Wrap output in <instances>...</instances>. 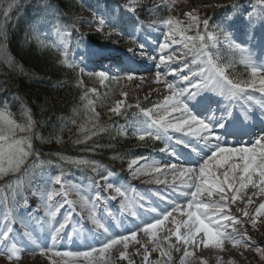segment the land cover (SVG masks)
Here are the masks:
<instances>
[{
	"label": "rangeland",
	"instance_id": "374dc122",
	"mask_svg": "<svg viewBox=\"0 0 264 264\" xmlns=\"http://www.w3.org/2000/svg\"><path fill=\"white\" fill-rule=\"evenodd\" d=\"M68 1L71 0H67V2ZM55 2L57 1L55 0ZM55 2L54 0H0V62L4 61L10 63L11 60L10 51L5 44L6 35L10 26L16 29L19 18L27 12V10L42 12L41 17L35 19V22L27 29L28 36H23V41H31L30 38L32 36H30L29 33L34 31L35 28L38 38L43 39L41 43L52 41L54 45H58V47L69 56L68 62L70 64L80 66L81 69H79V71H74L73 76L78 86H82V89L86 91V106L94 112L97 111L100 113L103 111L101 108H103L108 116H115L134 101L139 102L141 98L146 101L157 102V104L152 106L150 111L142 113L140 121L133 123L142 133H144L143 131L149 130V132H159L161 134L159 127L151 122L152 119L164 124H168L170 121L175 122V124L170 126L174 131L180 132L191 128L189 123L190 119H188V117L189 115H194L195 112L193 111L194 109H189L186 104L190 102L195 104L193 98L197 97V93H202L204 88H215L213 93H222L225 87L217 88L218 80L216 79H221L223 77L226 65L218 68L219 66H215L214 61L210 60L208 56L204 54L203 63L205 60V67L201 70L203 65L199 67V64L193 59H182V67L180 71L174 75L178 80L177 83L184 84L181 86L180 91H178L174 85H170L171 87L165 85L167 80L166 83L163 81L156 82L155 80H151L149 77L150 74L138 75L135 73L126 74L124 76L113 75L112 77H116L117 79H110L109 76L111 75L103 70L97 71L99 72L97 74L92 73V70L84 66V64L87 63L85 56L90 55V50L84 48L89 44L86 34L97 33L99 35L100 33L109 36L107 30L103 27H107L112 20L118 19L117 13L121 5H123V8L126 10L130 7L134 8L138 3H150L155 6L164 5L166 16L169 20L163 22V27L167 25L170 27V30L168 35L162 38L157 62H163L165 60V57L162 56L164 52L165 55L168 56V59H166L169 60L174 48H177L181 54L188 52L189 49L192 48H196L197 50L200 49L199 54L202 56L201 51L203 52V50H201V41L205 37L210 40V43L217 51L220 48V44L226 41L228 44L237 46L243 56H246V54L249 55L248 51L252 49L257 51V56L264 53V16L261 17L262 26L258 27L261 35L255 42L249 40L252 31L245 37L246 30H242L241 33L244 34L242 36H240L237 30H233L236 22L234 16L235 6L240 3L237 0H87L90 4L89 8L87 3L78 6L77 3L71 1L70 3H72V5H64L61 9L58 8V10L54 8L56 5ZM23 3L24 7L21 6ZM218 7H221L224 12L223 27L228 32H232L228 33L223 39L219 36H214L213 32L209 31L207 28L212 13ZM237 9V11H241L243 14L245 7L241 6ZM112 11H115V13ZM37 12L34 13L36 15L32 16L36 17ZM245 17L239 19H245V23L243 24L245 29H249L247 27H249L254 20L258 19V16L254 13ZM241 23L242 21H239V24ZM41 43L37 41L36 45L38 44L40 48H44V45ZM90 46L92 47L93 45ZM247 64L251 65L250 63ZM200 72L201 76L199 75ZM186 73L195 74V76L183 77ZM213 73L215 77L209 81L208 78H210ZM234 74L240 76L237 72ZM151 75L155 77H164L163 74L160 76L157 72ZM197 75L199 77H197ZM262 76H264V74H262ZM178 77H180V79ZM196 77L202 79V81L195 82ZM263 78L264 77L260 76L257 77L256 84L258 82L259 85L264 87ZM160 82H163V87L161 86L156 89L151 88L153 85H157ZM181 90L187 91V94H183ZM189 91L195 92V94L190 96ZM234 96L235 93L231 92V97L226 102V106L231 103L230 111H234L233 105L236 103L233 102V100L235 101ZM16 97L18 100L12 98L10 102L6 101L3 103L0 100V174L5 175L11 173L10 177L0 175L1 219L4 205L8 206L6 199L9 195H11L12 198H20L21 200H24L28 196L34 200L36 199L35 201L42 200L44 203L46 202L44 198H46V200L49 198L50 204L48 203V206L50 208L52 205L55 206L59 203H70L69 198L71 195L73 197L72 188L76 183H80L82 188L88 186V184H82V179L73 171V169L78 168V166L87 164L85 158L82 159L73 154H62L58 152L59 155L62 154L61 163L65 170L66 168L72 170L65 171V173H63L62 176L59 175V177L53 173L47 162H37V157L40 156V152L35 145L37 137H40V134L37 132L39 125L33 116L32 109H30V106L26 103L21 93ZM108 98H112L113 102L111 105L105 103V100ZM12 100H16L15 103H20L21 101L22 109L16 111ZM247 100L250 102L251 110H255L256 106L264 105V102L258 100L252 102L249 97ZM243 101L246 100H241L242 103H240L239 106L243 104ZM138 102L137 104H139ZM221 107H223V105H221ZM173 109H175V111H172ZM211 115L214 116L215 112L211 113ZM202 117L206 118L207 116ZM58 120L62 121L63 118H58ZM96 128V126H93L90 133L94 134ZM227 149L226 152H230V150L227 151ZM222 156L221 154L219 156L215 154V156H213V161L222 160ZM219 157L220 159H218ZM244 160L245 158L242 159L241 157L228 158L229 163H227L226 168H228L229 164H243L245 163ZM142 164L144 163L139 159H134L130 165L126 166V169H132V173L140 180L142 176L152 172L147 170V168H141L140 166ZM207 164L212 166L213 162H209L208 160ZM224 166L225 162L221 161V163L217 164V167L215 166V170L211 168V170H208L209 172H206L209 175L213 174L216 178L223 177L222 169ZM237 173V177L230 184L227 183L222 186L213 183L209 189H199L200 196L203 195L210 198L218 197L221 198L222 201H229V199L225 197L224 192L229 193L231 196L232 188L235 186L234 184H239L238 181L240 178H243L240 184L244 185L243 191L241 192L243 195L242 197L246 196L248 191L252 188L253 182L251 180L247 182V179L243 176L245 173L242 170L238 169ZM168 178L169 175L161 174L158 177L153 176L147 179V181L149 183L168 181ZM173 178L174 177H172V179ZM198 182L209 185L211 183L207 177L201 178ZM91 185L92 183H90L89 187ZM200 185L201 184H199L198 187H202ZM115 190H117L115 186L113 190H109L111 191L110 193L115 192L112 196L113 199H116V193L118 192ZM237 197L238 195L235 196V199H237ZM79 205H82V203ZM67 208L68 206L65 209ZM263 209L264 204L261 205L259 210ZM231 210L233 211V207ZM51 211H53V208ZM233 213H235V211H233ZM233 215L237 218L235 214ZM259 215L258 213L254 214L250 223H255L257 219H259ZM53 224H55V222L49 223V226ZM243 226L244 224L237 222V227L239 228H236V230L238 229L237 232L240 234L236 235V237H232V239L227 240L223 244L216 243L211 237L205 236L204 232L197 227L195 228L193 223L192 227L197 231L196 235L201 234V238L198 239V244H196L197 240L194 241L188 237V239L184 240L185 242H183L181 247H176L173 238H170L171 235L165 231L166 229L155 228L154 230H148L140 234L144 235L143 238L140 235L128 239L117 238L116 243H113L103 250L91 252L63 250L62 253L54 252L43 254L38 250L32 249L20 259H9L8 256L4 254L0 258V264H264V244L253 242L255 235H253V237L252 234L250 235L247 233V231L242 228ZM189 236H191V234ZM260 236H264V232H262ZM241 238H243L242 241L239 240ZM258 238L259 237L256 239ZM129 241L131 242L129 243Z\"/></svg>",
	"mask_w": 264,
	"mask_h": 264
},
{
	"label": "trees",
	"instance_id": "16d2710c",
	"mask_svg": "<svg viewBox=\"0 0 264 264\" xmlns=\"http://www.w3.org/2000/svg\"><path fill=\"white\" fill-rule=\"evenodd\" d=\"M56 1L60 9L72 5L71 1ZM21 6L24 7V3ZM31 12L27 10L19 18L17 28L10 26L6 35L5 44L11 60L10 63L0 62V100L10 101L12 93H21L39 125L40 137H37L35 146L42 154L61 157L62 154L85 153L123 165L130 155L139 153L150 141L121 138L109 131L115 116H108L103 108L99 113L86 106V91L78 86L74 71L64 65L59 52L36 45L38 40L33 39L36 37L33 31L29 33L31 41H23L27 29L33 24ZM93 37L99 38L97 35ZM8 90L12 92L9 94ZM112 98L105 103L111 105ZM149 102L141 98L138 103L146 105ZM15 109L21 110V105L16 104ZM61 117L63 120L59 121ZM93 126L97 128L91 134Z\"/></svg>",
	"mask_w": 264,
	"mask_h": 264
},
{
	"label": "bare ground",
	"instance_id": "6f19581e",
	"mask_svg": "<svg viewBox=\"0 0 264 264\" xmlns=\"http://www.w3.org/2000/svg\"><path fill=\"white\" fill-rule=\"evenodd\" d=\"M147 71H148V74L151 75V73L154 71V68L152 67V68H150ZM150 75H149V77H150L151 80H155L156 82L162 81V79L160 77H158V76L155 77V76H152V75L150 76ZM162 83L161 82L159 84L156 83L157 85H153L151 88L152 89L159 88V87L162 86ZM152 89H151V91H152ZM207 139L208 140H211L212 137L209 136ZM220 145H223V151H222ZM228 145L229 144H218V145L213 144L211 146H208L209 148L208 147L204 148L205 150L206 149L209 150L206 153L207 155H199V157H197L196 160H198V161H201V160H209V162L210 161L213 162V165L212 166H209L207 164L208 161L205 162L204 165L201 167L203 169H201V168L199 169V174H198L197 177H195V176L192 177L191 175H189L187 173L189 170H192V168L194 167L192 165V160L191 159H189V160L187 159V160H182V162H179V164H178V166L176 168H173L172 170H169V171H171V172L168 173L169 174V178L172 179V177H177L178 176V180L177 181L174 180V183L176 182V183H179V184H184V183H195V184H198V185L201 184L200 186H202V187H199V188L195 189L196 191H199V189H201V188L202 189H209L211 187V184H213V183L216 184V185H222V186L223 185H226L227 183L230 184L237 177V174H238L237 171H238V169L243 170V167L244 168H246V167L249 168L250 166L258 165V164H260L262 162L261 160H251V161L247 162L246 164L245 163L240 164V165H234V164H231L230 165L229 164L228 168H226L227 167L226 166L227 163H229L228 158H236V157H241V156L244 155V154L240 153L238 151V148H236L235 146L232 148V151H231V149H229L227 147L228 148L227 151L230 150L231 152H226V146H228ZM218 148L220 149L219 151L217 150ZM216 150L218 152H214ZM213 153H216V156H219L220 154L223 155L222 156L223 157L222 160H220V161H215L214 160L213 161V158L211 156ZM218 159H220V157ZM221 161L225 162V166L222 169L223 170V177L221 176V177L216 178V176H213V174H210L209 175L206 172L208 170H211V168L214 169L215 166L217 167V164L221 163ZM244 162H245V160H244ZM198 165L199 164H196V166H198ZM158 172H160V170H158ZM158 174H160V175L161 174L167 175L165 172L156 173L154 175L155 176H158ZM175 174H177V175H175ZM149 177H152V176H149ZM203 177L209 178V180L211 182L210 185L209 184H203L201 182H198V180H201V178H203ZM240 182H242V181L239 180L238 183H240ZM144 183H145V181H144ZM237 185L238 186L236 187V189L234 190V192L231 193V196L229 194L230 197H229V201H228L229 202L228 203L229 207L230 208H231V206L233 207V211H235V214L237 216V218L235 217V219L232 220V223L233 224H236L237 222H240V224L241 223L244 224V226L242 228H244V230H246L247 233H249L250 235L251 234H252V236L255 235V237L253 236L254 237L253 242H257V244H264V242H263L264 241V236H260V234L262 232H264V209L263 210H259L260 207H261V205L264 204V192L261 193L262 190L258 189V187H252L248 191L247 195L244 196V197H242L243 195H242L241 192L243 191V187L244 186L243 185H240V184H237ZM159 187H160V185H155L154 186V189H157V191L162 192V190ZM111 189L113 190V187L109 188V190H111ZM115 191H117V190H115ZM118 192L116 193V197L115 198L118 197V195H119ZM236 195H238L237 199H235V196ZM257 213L260 214L259 217H258L259 219H257V221L255 223L253 222V224H251L250 222H251V220L253 218V215L254 214H257ZM166 223H167L166 232L169 235H171V237L173 238L174 243L176 244V247H181L182 244H183V242H185L184 240L188 239V237L191 240H194V241L197 240L196 244L199 243L198 239L201 238L200 237L201 234L196 235L197 231L194 229V227H192L193 226V223H192V221L188 220V216L186 214L179 213L176 216H174L172 219L168 220ZM237 228H239V227H237ZM190 234H191V236H189ZM238 234H240V233L238 232ZM140 236H142V238H143L144 235H140ZM239 237H240V235H239ZM257 237H259V238L256 239ZM239 240L242 241L243 238H241ZM121 242H118V243H121ZM130 242L131 241H129V243Z\"/></svg>",
	"mask_w": 264,
	"mask_h": 264
}]
</instances>
